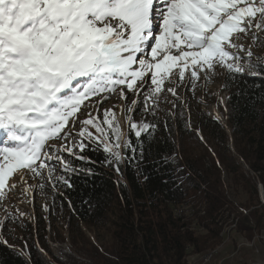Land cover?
Listing matches in <instances>:
<instances>
[{"label":"snow or ice","instance_id":"obj_1","mask_svg":"<svg viewBox=\"0 0 264 264\" xmlns=\"http://www.w3.org/2000/svg\"><path fill=\"white\" fill-rule=\"evenodd\" d=\"M261 31L264 0H0V199L17 183L25 195L46 183L72 187L57 167L75 172L65 154L84 160L91 145L119 172L126 152L143 155L129 134L140 141L156 129L134 120L138 107L155 116L164 92L177 107V88L187 79L194 91L217 67L230 77L264 74V61L238 42ZM113 94L125 101L122 115L115 106L102 119L88 111ZM16 218L0 219V243Z\"/></svg>","mask_w":264,"mask_h":264},{"label":"trees","instance_id":"obj_2","mask_svg":"<svg viewBox=\"0 0 264 264\" xmlns=\"http://www.w3.org/2000/svg\"><path fill=\"white\" fill-rule=\"evenodd\" d=\"M222 87L228 92L226 126L200 109L190 115L175 100V108L159 104L155 116L138 107L133 118L156 129L140 141L129 134L134 145L142 141L143 155L140 148L134 159L126 152L119 172L96 145L80 153L84 160L65 156L76 171L59 169L56 175L72 187L57 185L52 204L66 216V257L52 252L45 215L37 212L36 226L21 225L27 238L20 251L9 235L7 244L0 243V264H188L190 252L219 243L228 224L225 213L241 208L248 212L239 213L237 225L250 236L264 220L256 179L264 186V74L230 77L225 70ZM228 188L245 192L247 200L235 204ZM100 232L108 242L98 243Z\"/></svg>","mask_w":264,"mask_h":264},{"label":"rangeland","instance_id":"obj_3","mask_svg":"<svg viewBox=\"0 0 264 264\" xmlns=\"http://www.w3.org/2000/svg\"><path fill=\"white\" fill-rule=\"evenodd\" d=\"M261 39L253 42L251 35L241 34L239 43L245 45L246 48L250 47L253 52V60L259 58L260 61H264V31L258 33ZM225 69L217 67L214 74H211V79L207 83L204 80L203 74H201V79L197 81L194 91L189 90L190 85L187 83V79L180 87L177 88V91L181 97V100H177L184 104L190 115L193 116L199 109L204 111L206 114L217 117L214 114V108H217L220 114L221 122L225 123L226 115H223V112H226V105H224L228 92L222 87L223 75ZM172 86L166 82L165 88ZM131 95V94H129ZM223 97L224 103L220 104L219 99ZM135 98V97H133ZM143 99V97H141ZM140 98V99H141ZM97 97H92L91 100L93 104L97 100ZM174 98L170 93L164 92L161 95V100L159 104L162 106V109L168 108L171 105V101ZM130 102V101H129ZM88 103V101H86ZM125 101L119 99L118 95L113 94L109 99L103 102L100 105H95V107H90L88 111H92L95 115L98 111L101 119L103 117V110L107 108H113L120 114V106L123 105ZM158 104V105H159ZM143 108L140 107L139 111ZM83 111V109H82ZM223 111V112H222ZM134 119L135 121H141L139 119ZM83 118V117H81ZM126 127V126H125ZM79 130V125L74 129L75 131ZM90 131L95 132V129H90ZM198 132V130H197ZM200 134V132H199ZM201 135V134H200ZM4 138L0 134V139ZM58 143L59 142H55ZM232 144V143H231ZM232 147V146H231ZM198 153V151H197ZM67 156V154H65ZM244 168L249 170V166L244 164ZM59 172V167H57V172ZM253 173V172H252ZM254 174V173H253ZM27 182L29 185H35L39 183V178L32 179L30 176H26ZM257 179V187L259 192V201L258 207H261L264 204V186L262 182ZM13 181H17L18 177L13 176ZM225 182L227 186H230V180L225 177ZM45 184L43 190L35 188L33 193L25 195L20 189L21 185L17 183V188L15 190L9 191L7 196L3 199H0V219H4L6 215L13 214V216L18 217L13 221L7 223L6 228L3 230V238L5 239L6 235H9L11 239L17 243L14 248L21 250L20 242H25L27 234L25 231H22V227L28 222L32 226H36L37 212L45 215L46 219V237L47 241L50 244L52 252L62 258L66 257L67 251H69V238L66 225V216L63 208L60 211H56L55 207L57 204H52V195L53 188L50 184L48 187ZM230 200L235 204L240 205L247 200V194L245 192H240L235 194L232 189L227 190ZM23 201V202H21ZM47 204L48 210L45 211L44 205ZM264 207L261 208L259 213H263ZM54 213L52 214V212ZM23 212L25 216H19V213ZM240 212L246 214L248 211L241 208L231 212L225 213L227 216L228 223L221 232L220 241L217 245L212 246L208 249H205L199 253L190 252L186 257L188 264H264V220L261 227H255L251 235H248V232L241 230L239 225H237L240 218ZM230 215V216H229ZM237 223H234L236 222ZM255 223V221H253ZM234 225H233V224ZM236 224V226H235ZM22 225V227H21ZM26 226H28L26 224ZM253 226V225H252ZM87 235L93 239V234L91 231L87 230L85 227H82ZM24 230V229H23ZM250 234V232H249ZM99 238L97 239L98 243H104L109 241V236H106L103 232H100ZM36 236V235H35ZM6 240V239H5ZM216 248V249H215ZM210 249V250H209ZM219 249V250H218ZM207 250V251H206ZM214 250V251H213ZM215 253V254H214ZM196 255V256H195ZM206 255V256H205ZM211 256V257H210ZM210 258V259H209ZM189 260V261H188ZM199 260V261H198ZM203 263H202V262ZM199 262V263H198Z\"/></svg>","mask_w":264,"mask_h":264},{"label":"bare ground","instance_id":"obj_4","mask_svg":"<svg viewBox=\"0 0 264 264\" xmlns=\"http://www.w3.org/2000/svg\"><path fill=\"white\" fill-rule=\"evenodd\" d=\"M214 114L217 116V115H219L220 116V114H219V112H218V110H217V108H214ZM234 223H237V221L236 222H234ZM233 224V223H232ZM229 225V224H228ZM234 225V224H233ZM235 226H236V224H235ZM216 249V248H215ZM210 250V249H209ZM219 250V249H218ZM207 251V250H206ZM214 251V250H213ZM202 253V252H201ZM196 254V253H195ZM215 254V253H214ZM196 256V255H195ZM206 256V255H205ZM188 257V256H187ZM211 257V256H210ZM210 259V258H209ZM189 261V260H188ZM199 261V260H198ZM202 262V261H201ZM199 263V262H198ZM203 263V262H202Z\"/></svg>","mask_w":264,"mask_h":264},{"label":"water","instance_id":"obj_5","mask_svg":"<svg viewBox=\"0 0 264 264\" xmlns=\"http://www.w3.org/2000/svg\"><path fill=\"white\" fill-rule=\"evenodd\" d=\"M224 105H225V103H224ZM223 124L226 126V123L223 122Z\"/></svg>","mask_w":264,"mask_h":264}]
</instances>
